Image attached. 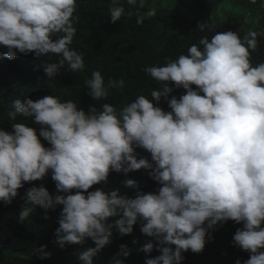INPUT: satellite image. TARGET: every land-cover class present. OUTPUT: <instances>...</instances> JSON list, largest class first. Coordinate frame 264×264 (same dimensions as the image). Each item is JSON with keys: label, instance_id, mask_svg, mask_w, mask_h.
Returning a JSON list of instances; mask_svg holds the SVG:
<instances>
[{"label": "clouds", "instance_id": "1", "mask_svg": "<svg viewBox=\"0 0 264 264\" xmlns=\"http://www.w3.org/2000/svg\"><path fill=\"white\" fill-rule=\"evenodd\" d=\"M126 3L137 9V24L156 15L154 8L140 12L144 0ZM259 3L264 8V0ZM77 7V0H0V45L7 49L3 56L15 59L17 50L36 57L57 54L60 59L44 69L49 78L65 66L73 73L83 71V53L70 47ZM109 14L112 23L125 15L120 0H111ZM211 27L204 22L198 30ZM260 36L264 32L250 30L243 37L217 32L211 39L200 38L187 55L145 67L162 84L151 91V98L158 104L163 97L168 112L144 95L119 112L105 102L87 114L76 102L58 96L16 99L8 119L15 121L19 114L41 128L39 136L26 123H12V132L0 129V201L10 205L25 182L42 180L51 170L55 203L44 186L27 189V202L46 211L63 206L57 243L83 245L90 238L95 245L79 255L81 264H93V257L111 242L113 228L128 235L138 221L161 253L145 264H182L183 252H202L208 229L228 220L243 224L233 240L250 253L244 264H264V63H251ZM85 83L98 102L107 100L110 89L124 87L123 79L106 83L99 70ZM170 84L186 94L169 99L174 91ZM136 148L150 153L152 162L138 159ZM140 169L150 170L148 175L161 185L157 193L137 191L133 198L119 189L88 191L107 182L110 172ZM124 184L137 188L132 179ZM28 218L29 209L19 212L21 222ZM120 247V255L127 257L126 245ZM153 248L149 242L141 250L151 253ZM45 249L42 245L34 254L50 258ZM115 264L122 260L115 259Z\"/></svg>", "mask_w": 264, "mask_h": 264}, {"label": "trees", "instance_id": "2", "mask_svg": "<svg viewBox=\"0 0 264 264\" xmlns=\"http://www.w3.org/2000/svg\"><path fill=\"white\" fill-rule=\"evenodd\" d=\"M236 0H144L145 7L140 10L146 13L156 10V15L146 18L143 24L136 23L137 9L120 0L125 7V15L116 23L110 21L109 5L111 0H77V10L74 27L76 35L70 47L84 55L85 69L71 72L65 66L55 78H49L45 72L48 63L57 62V54L36 57L34 53L24 55L17 50L15 59L3 56L6 47L0 45V129L12 132V123H26L36 130L39 136L41 125L33 118L17 115L15 121L8 119L7 113L14 110L16 99L30 98L36 101L46 95L58 96L62 101L72 100L86 114L91 107L101 109L105 102L112 104L119 112L126 104L133 102L138 96L144 95L152 100L154 106H159L165 112L171 111L167 101L162 97L160 102L151 98V91L159 89L162 84L154 80L144 71L148 66H162L167 60H175L181 54L187 55L188 48L198 44L200 38L209 39L217 32L233 31L243 37L248 31L264 32V8L257 4L247 3L245 7ZM245 4L246 1L240 2ZM128 13H132L128 15ZM207 22L211 30H198L201 23ZM57 37L53 36V40ZM257 49L251 53V63L256 66L264 63V38L258 37ZM202 48V46H200ZM99 70L105 82L109 79L124 80L122 89L112 88L107 100L96 101L88 95L86 80L91 78L93 71ZM169 95L179 99L186 94L183 88H175ZM195 90L196 86H192ZM45 147H50L47 141L40 137ZM137 158L151 160V154L142 148H136ZM154 163V162H153ZM150 170H136L127 174L110 172L107 182L93 185L88 191L101 189L109 192L120 190L121 195L135 196L137 191L157 193L161 185L149 175ZM51 170L42 179L25 182L18 189V196L10 205L0 201V264H81L78 252L73 257L63 260L65 249H85L94 247V242L88 238L83 245H65L57 243L55 230L59 227L58 219L62 205H55L47 211L40 206L27 202V189L44 186L53 197L58 194L56 183L51 178ZM127 179L137 182V188H129L124 184ZM74 189L71 194H75ZM67 195L65 193H59ZM86 195V193H85ZM29 209V218L24 222L19 220V212ZM47 216V219H45ZM116 218H110L113 222ZM264 226V225H262ZM243 224L234 221L218 223L213 229H208L204 250L193 253L183 252L185 259L182 264H235L239 259L241 264L250 258V253L234 244L233 237ZM141 222L133 226V232L121 235L113 228L111 242L93 257V264H115V259H121L122 264H145L147 258H155L161 253L157 250V242L144 235ZM153 243L151 253L141 249L147 243ZM46 245L50 258L40 259L34 250ZM121 245H126L129 255L123 257ZM175 247L174 245L172 246ZM264 251V249H261ZM64 261V262H63Z\"/></svg>", "mask_w": 264, "mask_h": 264}, {"label": "rangeland", "instance_id": "3", "mask_svg": "<svg viewBox=\"0 0 264 264\" xmlns=\"http://www.w3.org/2000/svg\"><path fill=\"white\" fill-rule=\"evenodd\" d=\"M234 1V0H233ZM242 1H246L245 4H241L240 2ZM236 3L240 4L241 7H245L246 5H248L247 3H249V0H236ZM241 30H239L237 33H239ZM262 38H264V36H262ZM83 251H85V249H76V248H72V249H65L64 251V255H63V260H67L68 263L70 262L69 259H71L73 257V254L75 253H82ZM64 262V261H63Z\"/></svg>", "mask_w": 264, "mask_h": 264}]
</instances>
